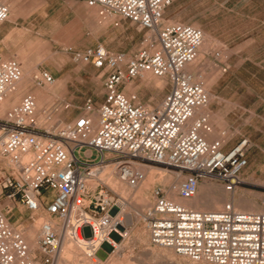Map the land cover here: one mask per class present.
<instances>
[{"label":"built area","instance_id":"built-area-1","mask_svg":"<svg viewBox=\"0 0 264 264\" xmlns=\"http://www.w3.org/2000/svg\"><path fill=\"white\" fill-rule=\"evenodd\" d=\"M76 1L130 20L144 34L131 55L102 44L74 51V60L98 70L104 93L96 107L86 98L73 120L50 122L44 109L46 118L39 122L31 93L0 109V264L36 261L25 227L10 220L19 206L33 213L44 209L55 220L39 228L42 264L54 263L64 236L90 259H101L97 253L103 244L110 247L105 257L114 252L129 230L125 208L132 198L96 175L104 168L130 186L144 180V167L165 168L180 177L178 196L184 199L195 196L202 182L217 183L228 193L246 183L242 171L250 140L240 137L224 149L231 134L221 128L215 134L209 114L198 111L209 104V95L198 70L189 66L198 56L203 31L165 20L172 0ZM9 18V0H0V24ZM145 73L169 86L155 105L135 101L121 89ZM21 77L20 62L0 51V99L12 100ZM33 79L39 85L55 80L47 71ZM151 201L141 220L152 244L193 263L264 264V197L262 210H240L232 202L200 210L174 201L158 185ZM112 232L118 240L110 237Z\"/></svg>","mask_w":264,"mask_h":264},{"label":"rangeland","instance_id":"rangeland-1","mask_svg":"<svg viewBox=\"0 0 264 264\" xmlns=\"http://www.w3.org/2000/svg\"><path fill=\"white\" fill-rule=\"evenodd\" d=\"M75 2L74 7L57 17L54 23L50 24L48 18L36 17L35 25L15 29L2 39L10 51V55H4V57L17 59L23 68V77L31 82L30 85L13 94V99H8L3 109L22 92L32 95L39 91L43 92L45 85L37 84L33 75L47 71L56 81L53 86H45L48 91L45 97L37 96L40 99L36 100L40 115L44 117L43 110L46 109L50 122L71 121L82 112L86 98H91L94 107L97 106L96 100L99 96L96 88L104 93L98 70L91 63L74 60V51L81 52L86 47L97 44H102L110 50L124 46L125 48L119 51H124L128 55L138 50L144 31L140 30L136 24L116 14H103L99 8H90L83 2ZM29 11L36 10L32 8ZM12 16L13 14L10 15ZM164 18L169 22L180 21L193 24L211 39V46L206 53L197 58L193 68L198 70L207 91L214 96L212 100L214 113L210 108L209 110L213 113L215 132L218 133L222 126L221 129L233 134L234 130L223 126L224 123L219 116L222 114L223 117L224 113L221 112L227 110L226 118L238 128L235 129L237 136L247 137L251 142L246 167L249 177L244 185L230 194L235 196L233 202L235 207L238 205V200L243 199L256 202L255 211L262 210L261 200L264 197V132H262L264 131V0H172L164 11ZM121 30L123 32L120 33ZM69 47L72 50H67ZM168 88L165 79H157L151 74H147L145 78L132 79L121 87L124 93L133 97V100L150 105L157 104ZM18 101L19 98L14 104ZM219 109L221 111L217 115ZM68 113L71 116L66 117ZM93 116L96 120L95 113ZM93 156L95 157V153ZM155 170L143 169L145 179L148 173ZM166 171L163 172L173 175L170 171ZM102 176L106 179L109 188L125 198H132L126 208L129 209L128 206L132 205L141 213L146 207L142 199L146 188L140 183L132 187L111 173L108 168L103 170ZM158 185L162 186L158 181L152 184L150 200H152V189ZM210 188H216V194L224 191L217 183H204L197 196L202 195L208 198ZM230 194L227 192L228 202H232ZM19 208L21 211L15 210L10 220L15 222V225L27 227V240L33 245L32 230L36 226L39 229L43 222L54 220V218L41 209V213L32 219L33 212L26 211L22 206ZM131 214L127 216L129 230L126 239L119 244V250L110 257H105L110 247L103 244L97 253L102 261L90 259L81 249L76 248L77 252L71 253L72 255L58 254L53 264H208L193 263L169 248L152 244L141 218L138 216L136 218V213L133 214V211ZM85 234L89 235L88 227H85ZM38 235L39 230L37 239ZM110 237L114 240L119 239L115 232H112ZM35 256L38 262L36 264H42L43 255L37 248Z\"/></svg>","mask_w":264,"mask_h":264},{"label":"bare ground","instance_id":"bare-ground-1","mask_svg":"<svg viewBox=\"0 0 264 264\" xmlns=\"http://www.w3.org/2000/svg\"><path fill=\"white\" fill-rule=\"evenodd\" d=\"M10 2H11V0H9V3ZM210 46H211V39L208 36H205V34H204L203 42H202V45L199 48V52H198L197 58L202 56L204 53H206ZM197 58L193 61V63L189 66V68H193L195 66ZM23 74H24V71H23V68H22V77L17 82L15 91L9 96V97H12V99L14 97V96H12L13 94L18 93L23 88H25V87H27L28 85L31 84V82L25 80V78L23 77ZM147 74H150V73H145L141 78H145L147 76ZM155 78H157V77H155ZM157 79L164 80L162 78H157ZM55 81L56 80H54L53 83H55ZM53 83L52 84H46L45 86H47V85H52L53 86L54 85ZM45 86H44L43 92L39 91V92H36V93L33 94L36 100H38L37 96L38 97L39 96L40 97L41 96L45 97V94L46 95L48 94L47 88ZM205 89H206V86H205ZM208 95H209V102H211L213 100L214 96L212 94H209V92H208ZM7 100L8 99H0V103L3 101L0 104V106H2V107H0V109H3V107H4L3 105L7 102ZM36 106H37V110H38V112H37L38 121L41 122V121H43L46 118V116L42 117L40 115V110L38 108L37 102H36ZM198 111H202V112L208 113L209 116H210L211 124L213 125V114L209 110L208 105L206 107H203V108L199 109ZM93 118H94V116H93ZM145 168L146 169H156L155 172L148 173L147 174V178L146 179L144 178V180L142 182H140V185L142 187L146 188V190L142 194V199L144 201L143 204H145V206H147L148 204H150L152 202L150 200V190L152 188V184H154V182H157V181L160 184H162V186H164V187L167 186L165 188L167 190V196L168 197L171 196V199H173L174 201L179 202V203H181L183 205L192 207V208H196V209H200V210H213V209H219L224 202H228L227 192L223 191V193H221V194H216V188H210L211 192H210V196L208 198H205L202 195L201 196L200 195L197 196L198 193H199L200 187H201V185L203 183L214 184L212 182H202L199 185V187H198L197 194L195 196H193L192 198H188V199L181 198V197L178 196V184H179V181H178L177 185L175 184L176 179L177 178L180 179V177H178L173 172H170V173L173 174L174 176L170 175V174L167 175V174H165L163 172V171H165V172H167V171L165 169H161L160 167L152 166V167H144L143 169H145ZM103 170L97 171L96 175L99 176L104 181H106V179L102 176ZM106 183H107V181H106ZM132 187H134V186H132ZM228 194H230V193H228ZM230 197H231V201L233 203L234 200H235L234 194L233 195L230 194ZM255 203L251 202V201H246V200H243V199H239L238 200V205H237L236 208L240 209V210H246V211H255V209H256ZM128 207H129V209L125 208L126 213H129V212L133 211V214L136 213V215H135L136 218H137V216L140 217V218L142 217V213H139V211H137L132 205H129ZM39 213H41V212L40 211L34 212L33 215H32V218L35 217L36 215H38ZM126 219H127V215H126ZM48 222H50L51 224H55V220H49ZM127 222H128V219H127ZM26 228L24 229L25 239H26V241L28 243L30 253L32 254V256H35V250H36V248L38 249L37 232H38L39 229H38V226H36L32 230V232H31V238H32L31 242H32L33 245H31V244H29V242L27 240L28 234H27ZM127 234H128V230L126 232V235ZM125 239H126V236H125ZM119 244H121V243H116V249L111 254L115 253L116 250H119V248H120ZM76 248L80 249L74 242H72L66 236H64L63 239L61 240L58 254L59 255L60 254L61 255H63V254L65 255L66 253H70V255H72L71 253H75V251L77 252ZM111 254L109 255V257L111 256ZM96 260L98 262L102 261L100 259H96ZM36 263H38V262L35 261L34 264H36Z\"/></svg>","mask_w":264,"mask_h":264},{"label":"crops","instance_id":"crops-1","mask_svg":"<svg viewBox=\"0 0 264 264\" xmlns=\"http://www.w3.org/2000/svg\"><path fill=\"white\" fill-rule=\"evenodd\" d=\"M75 1L76 0H11V2L9 3L10 15L13 14V16L10 17L7 22L0 24V39L1 40L4 39L6 34L14 31L15 29L23 28L28 25H35L37 23V20H35L36 17L48 18V22L50 24L54 23L55 22L54 20L57 17H60L63 13L67 12L68 9H72V7H74L76 3ZM32 8H34L37 12L36 11L30 12L29 10ZM121 32H123V30H121L120 33ZM124 48H125L124 46H118L114 48V51H119ZM0 51L3 55H10V51L8 50L6 45H4L3 41H2V46L0 48ZM96 93L99 96V98L96 100V105H98L103 98V91L100 90L99 88H96ZM22 94L23 92L20 95H18L17 98H15L13 101L9 102L7 107L14 104L16 100L21 97ZM38 100L40 99L38 98ZM5 105L6 103L4 104V106ZM213 106L214 105L211 101L208 104V108H210L212 112L214 111ZM220 111L221 109L217 110L216 114L219 115ZM226 112L227 110H224L223 112H221L225 114V115L223 114V117H222V114L219 115L224 123L223 126H225L229 130H234L235 132L233 131V134H231L228 140V143L225 145L224 149H228L229 147H231V145H233L240 138L237 136L236 134L237 131L235 130L238 128L234 127L233 122H231L229 119L226 118ZM65 116L69 117L71 115L68 113ZM215 134H218V133H215ZM246 167L242 171V178L245 181L249 177L248 172L246 171ZM178 181L179 179L177 178L175 181L176 185L178 184ZM18 209L19 211H21L20 208ZM126 215L129 216L132 214L131 212H129V213H126ZM32 219H34V217Z\"/></svg>","mask_w":264,"mask_h":264}]
</instances>
